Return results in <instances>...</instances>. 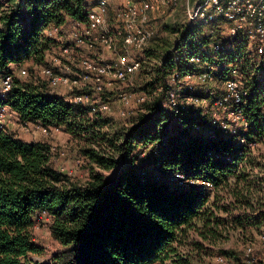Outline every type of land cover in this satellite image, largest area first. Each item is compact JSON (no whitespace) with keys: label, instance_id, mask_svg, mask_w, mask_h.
<instances>
[{"label":"trees","instance_id":"trees-1","mask_svg":"<svg viewBox=\"0 0 264 264\" xmlns=\"http://www.w3.org/2000/svg\"><path fill=\"white\" fill-rule=\"evenodd\" d=\"M88 8L87 0H0V75L11 64L27 70L23 77L12 73L0 109L8 106L22 122L62 129L88 163L85 180H77L54 166L49 144L25 142L0 128V264H163L188 230L210 241L220 224L221 234L264 230V87L247 100L250 125L239 135L215 129L199 108L183 113L169 131L156 100L130 114L128 126L109 130L110 118L52 94L31 72L55 44L47 31L84 20ZM250 84L254 89L255 81ZM141 158L151 168L134 165ZM124 159L129 166L111 178L95 170L113 169ZM170 173L208 181L212 189L179 184ZM214 191L226 202L225 218L212 210ZM39 212L50 218L60 245L46 261L32 258L43 251L31 231Z\"/></svg>","mask_w":264,"mask_h":264},{"label":"built area","instance_id":"built-area-1","mask_svg":"<svg viewBox=\"0 0 264 264\" xmlns=\"http://www.w3.org/2000/svg\"><path fill=\"white\" fill-rule=\"evenodd\" d=\"M87 1L85 19L69 20L65 35L60 26L47 31L55 41L48 50L56 52L54 65L31 67L52 94L83 105L89 115L104 116L113 99L128 105V88L142 75L138 85L147 90H138L136 102L156 100L169 131L190 108H199L222 132L239 135L248 129L245 104L264 87V0ZM162 38L168 43L158 48L154 43ZM0 80L5 99L12 72ZM125 106L120 116L135 113ZM168 177L212 189L205 180H186L179 173Z\"/></svg>","mask_w":264,"mask_h":264},{"label":"rangeland","instance_id":"rangeland-1","mask_svg":"<svg viewBox=\"0 0 264 264\" xmlns=\"http://www.w3.org/2000/svg\"><path fill=\"white\" fill-rule=\"evenodd\" d=\"M166 41H168L167 38L158 39L154 45L163 48L168 43ZM139 78H142V75L138 76L137 84L130 90L131 93L138 92L141 82ZM113 103L111 104V111L103 117L110 118L109 130L114 131L128 126L129 117L119 115V110L122 108L119 98H116ZM73 105L84 107L80 104ZM0 128H3L14 138L25 142L40 141L49 144L53 151L54 166L72 178L80 181L85 180L88 174V163L81 155L76 142L62 129L44 128L31 122H22L8 106L0 109ZM259 147L260 152L264 153V147L262 145H259ZM129 162L128 159H124L119 161L113 169L102 170L96 167L95 170L108 179L120 169L128 167ZM134 165L139 168H151L148 159L144 161L141 158L139 161H135ZM187 184L190 185L188 182ZM215 195H218L216 199H214ZM209 201L210 203L216 201V205L212 206L215 216L225 218L227 213L221 210V205L226 202L221 200V193L212 192ZM238 214L239 211H234L235 216ZM217 229L219 234L212 241L202 238L193 229L188 230L183 241L175 245L176 252L163 264H170L178 258L186 259L187 264H242L247 260L252 262L264 261V230L260 232L254 229L252 232L243 233L240 232V229H236L221 234V224ZM31 231L34 242L41 246L43 250L39 256H33L32 258L41 261L49 260L52 254L60 248V245L51 234L50 218L46 213L39 212L34 216Z\"/></svg>","mask_w":264,"mask_h":264},{"label":"crops","instance_id":"crops-1","mask_svg":"<svg viewBox=\"0 0 264 264\" xmlns=\"http://www.w3.org/2000/svg\"><path fill=\"white\" fill-rule=\"evenodd\" d=\"M118 1V0H116ZM87 4L90 5L91 4V1H87ZM69 21H67L64 25L60 26V35H65V30L67 28V24H68ZM56 54V52L54 51V49H51L50 51H48L46 54H45V60H44V63H47L49 65H54V62L52 60V58L54 57L53 55ZM22 68L21 66H17L15 64H11L9 65V70L10 72L13 73L14 76H17V77H20L19 74H18V71L19 69ZM17 71V73H15V71ZM140 79V78H139ZM0 93H1V80H0ZM139 94L138 92L137 93H132L130 94V99H129V103L127 106L123 105V103L121 102V105H122V108H127L131 111H136L137 108L140 106L139 104H137L136 102V98H138ZM113 102H115V100L113 99L111 104H114Z\"/></svg>","mask_w":264,"mask_h":264}]
</instances>
